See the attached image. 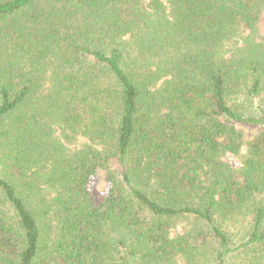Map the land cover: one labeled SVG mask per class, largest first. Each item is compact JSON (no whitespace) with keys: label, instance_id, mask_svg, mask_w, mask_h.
<instances>
[{"label":"trees","instance_id":"trees-1","mask_svg":"<svg viewBox=\"0 0 264 264\" xmlns=\"http://www.w3.org/2000/svg\"><path fill=\"white\" fill-rule=\"evenodd\" d=\"M263 16L0 0V264H264Z\"/></svg>","mask_w":264,"mask_h":264},{"label":"rangeland","instance_id":"rangeland-1","mask_svg":"<svg viewBox=\"0 0 264 264\" xmlns=\"http://www.w3.org/2000/svg\"><path fill=\"white\" fill-rule=\"evenodd\" d=\"M258 33L264 37V16L262 17L259 25H258ZM228 161L233 164V166H239L240 161L239 158L237 157H233V156H227ZM101 178L98 181L97 185H96V189H98L99 191L103 189L104 185L101 182ZM180 225V224H179ZM177 264H185L182 260H178Z\"/></svg>","mask_w":264,"mask_h":264}]
</instances>
